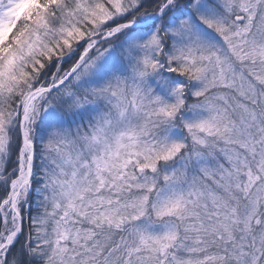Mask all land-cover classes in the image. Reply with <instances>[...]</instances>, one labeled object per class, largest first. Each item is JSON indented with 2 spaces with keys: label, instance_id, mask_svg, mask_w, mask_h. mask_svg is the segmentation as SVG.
<instances>
[{
  "label": "snow or ice",
  "instance_id": "snow-or-ice-1",
  "mask_svg": "<svg viewBox=\"0 0 264 264\" xmlns=\"http://www.w3.org/2000/svg\"><path fill=\"white\" fill-rule=\"evenodd\" d=\"M0 264H264V0H0Z\"/></svg>",
  "mask_w": 264,
  "mask_h": 264
}]
</instances>
